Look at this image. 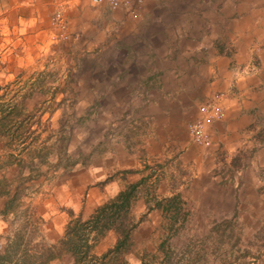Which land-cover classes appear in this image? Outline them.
Segmentation results:
<instances>
[{
  "label": "crops",
  "instance_id": "obj_1",
  "mask_svg": "<svg viewBox=\"0 0 264 264\" xmlns=\"http://www.w3.org/2000/svg\"><path fill=\"white\" fill-rule=\"evenodd\" d=\"M134 8L132 19L91 0H0V74L33 80L17 110L33 104V144L53 143L59 129L63 137L72 115L95 128L78 138L93 149L71 159L63 144L43 160L33 154V176L21 172L31 176L23 184L25 206L33 208L46 244L63 235L66 210L86 219L132 183L127 217L144 214L132 240L159 221L172 197L198 208L205 221L230 217L235 207L242 208L237 220L264 221V0H141ZM57 9L64 37L49 21ZM41 74H63L65 86L41 92L34 87ZM66 74H81L80 90ZM213 94H221L222 116L205 125L204 148L186 126L199 116V99ZM118 238L107 228L89 251L100 256ZM141 254L132 244L122 258L140 264Z\"/></svg>",
  "mask_w": 264,
  "mask_h": 264
},
{
  "label": "rangeland",
  "instance_id": "obj_2",
  "mask_svg": "<svg viewBox=\"0 0 264 264\" xmlns=\"http://www.w3.org/2000/svg\"><path fill=\"white\" fill-rule=\"evenodd\" d=\"M21 74H0V101L11 102L16 105V110L19 109L22 103L21 93L25 91L33 92V80L31 79H17ZM79 75L81 74H66V76L74 77L71 87L80 90V83L78 84ZM12 77V78H10ZM40 79L36 80L35 88L41 92L45 88L65 86L63 80V74H41ZM66 78V77H65ZM66 80V79H65ZM29 89H31L29 91ZM76 90V91H77ZM44 96L41 95V98ZM200 102V99L198 103ZM197 103V105H198ZM28 106L19 110L17 116H23L26 112L33 114L32 106L28 102ZM25 110H28L25 112ZM94 108L89 110V118L94 120L96 117ZM72 118L76 116L72 115ZM70 117V123L64 128V136L59 129L58 135L55 137L57 142L51 144L35 143L31 145L30 151H23L21 154L22 161L20 165V172L32 171L33 176V154L43 160L50 155L54 150H60L61 146L67 144L69 146L71 159L76 158V154L80 151L83 152L86 149H93V144L86 143V140L78 139L82 131H88L90 134H94V123H91L90 127H82L79 125L77 119ZM33 120V117L32 119ZM82 127V128H81ZM51 128H49L50 130ZM33 130V121L28 129ZM44 130V129H42ZM6 137L0 138L1 147ZM62 139L65 141L62 142ZM36 146V147H35ZM38 147V148H37ZM37 148V150H36ZM205 148V147H204ZM2 155V149H0V160ZM65 160V163L71 162ZM17 169L7 172V177L11 179L15 174L17 175ZM21 177V176H20ZM25 187L20 190V207L22 215L15 217L13 229H18L20 232H24L30 238L36 241H42L41 236V224H38V220L33 216V208L25 206ZM135 194V190L133 195ZM133 199V198H132ZM109 201V200H107ZM105 201V202H107ZM131 203V202H130ZM158 209L159 207H155ZM194 209V210H193ZM213 208H208V212H211ZM201 211L203 209H200ZM198 208H191L187 202L180 198H172V200L166 201L162 205L160 216L157 217L153 224L147 225L143 229V238H130V233L136 228L138 221L144 216L141 215L137 221L134 219L131 221L126 215L125 224L130 226L131 230L128 233V239L120 249L119 253L112 254L111 263L120 264L123 260L122 253H124L133 244L134 248L142 250L141 263L144 264H255L264 263V221L259 223L240 221L237 218H233V215L241 213L242 208H234L233 214L230 217L225 218H213L217 220L205 221L202 217L196 215ZM204 211V210H203ZM202 211V212H203ZM159 211L157 210V214ZM253 213H256L253 211ZM261 214V211L258 214ZM140 214V213H139ZM155 214V213H154ZM264 214V212H263ZM10 220V215H8ZM129 218V220H128ZM206 218V217H205ZM210 218V216H209ZM6 225H5V224ZM7 222H3L0 217V249L4 246L6 238L5 231L12 233ZM25 226V227H23ZM95 238V237H94ZM94 238L89 240L91 245ZM47 240V239H46ZM47 242V241H46ZM46 242H44L46 244ZM145 244L141 248L142 244ZM147 248V249H146ZM111 255V254H110ZM110 263V264H111ZM126 264V261H124ZM50 264H53L52 262Z\"/></svg>",
  "mask_w": 264,
  "mask_h": 264
},
{
  "label": "trees",
  "instance_id": "obj_3",
  "mask_svg": "<svg viewBox=\"0 0 264 264\" xmlns=\"http://www.w3.org/2000/svg\"><path fill=\"white\" fill-rule=\"evenodd\" d=\"M17 114L14 103L0 101V138L6 137L2 143L0 160L2 171L0 196L6 198L0 208V217L3 222L8 223L10 229L13 227L15 217L22 215V210L19 209L20 190L31 178L29 174L22 175L19 168L22 161L21 154L23 151H30L33 144V130H28L33 121L31 120L33 114L25 113L19 117ZM12 166L17 169V175L7 179L3 170ZM135 187L136 183L127 185L114 198L96 206L86 219L73 216L70 210H66L69 221L63 235L54 243L45 244L43 241H36L24 232H20L19 228H12V233H7L6 230V241L0 249V264H50L51 261L61 260L64 256L72 259L71 264H102L107 256L118 253L128 239L132 225L127 227L125 220ZM8 215H10L9 221ZM107 228H112L119 236L114 247L100 256L90 253L89 233L94 231L95 235H100ZM120 264L125 263L122 261Z\"/></svg>",
  "mask_w": 264,
  "mask_h": 264
},
{
  "label": "built area",
  "instance_id": "obj_4",
  "mask_svg": "<svg viewBox=\"0 0 264 264\" xmlns=\"http://www.w3.org/2000/svg\"><path fill=\"white\" fill-rule=\"evenodd\" d=\"M141 0H91L92 3H105L110 9L116 10L121 9L123 12L135 19L138 14L134 8L135 2H140ZM50 24L54 26L61 37L65 36V24L62 10H55L50 18ZM220 96L221 94H213L209 97L202 98L197 105L199 111V116L194 120L190 121L187 126V133L193 143L201 146L207 147L210 145V138L207 132H205V125L211 124L213 121L221 118V108H220Z\"/></svg>",
  "mask_w": 264,
  "mask_h": 264
}]
</instances>
